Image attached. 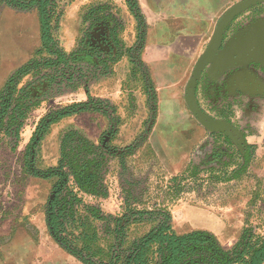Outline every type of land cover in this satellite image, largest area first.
Instances as JSON below:
<instances>
[{
    "label": "trees",
    "instance_id": "obj_1",
    "mask_svg": "<svg viewBox=\"0 0 264 264\" xmlns=\"http://www.w3.org/2000/svg\"><path fill=\"white\" fill-rule=\"evenodd\" d=\"M125 3L137 21V42L130 48L117 39L122 23L108 2L91 6L83 16L87 24L84 35L98 25H106L110 30L114 54L106 55L87 50L88 43L84 40L88 36L83 37L72 52L66 53L60 47L54 32L60 7L65 3L0 0L1 6L16 11H36L40 28L39 49L0 89V148L6 143L15 150L29 114L42 102L67 91L83 90L86 100L50 108L41 116L23 155L25 177L52 182L43 214L47 232L60 249L81 264H264V236L255 234L250 228L244 227L235 244L226 248L215 234L206 230L176 233L165 206L144 207L141 198L145 189L142 181L133 178L127 160L145 147L146 133L122 147L112 145L120 124L116 106L108 99L92 96L89 90L100 77L111 74L113 65L127 57L131 74L141 73L148 100L155 99L139 61L144 39L143 20L136 0H125ZM28 75L30 81L19 87ZM41 87L44 89L40 91ZM81 113H98L107 118L110 125L106 134L100 135L95 143L74 128L64 129L58 138L55 165L37 167L40 145L51 127ZM252 156L250 149L244 163L234 167L229 162L216 168H205L202 164L187 167L167 181L165 193L179 199L185 190L197 189L205 181L212 185L241 179L248 171ZM113 160L118 164V182L124 195L122 211L115 215L105 213L100 207L101 201L110 196L107 175ZM144 223L150 224V228L129 240V227Z\"/></svg>",
    "mask_w": 264,
    "mask_h": 264
},
{
    "label": "rangeland",
    "instance_id": "obj_2",
    "mask_svg": "<svg viewBox=\"0 0 264 264\" xmlns=\"http://www.w3.org/2000/svg\"><path fill=\"white\" fill-rule=\"evenodd\" d=\"M64 1L60 0L61 5L65 3ZM246 13L252 15V18L260 16L264 24V3H261L235 17L229 27L234 25L238 17L239 19L246 17ZM238 31H242V29ZM227 33L226 31V35ZM1 35L2 27L0 25V44L2 43L4 47L7 46L10 51H13L15 35L6 40V43H3ZM241 69L242 67L233 68L226 72L230 70L237 72ZM2 74L5 75V73ZM223 74L215 76V80L213 79L214 81L211 83L221 80ZM138 88L139 85L136 84L124 88L126 109L129 115V130L124 134L118 127L112 145L122 147L133 142L140 134L146 133L145 147L127 160V166L133 178L142 181V187L145 189L146 193L141 198L144 207L152 209L163 205L171 215L172 228L176 233L207 230L215 234L226 247L230 241L239 237L244 227L252 229L257 235L264 236V102H261L259 112H255L258 115L254 117V111L249 110L243 103L242 96L238 94L240 92L234 88L230 87L228 95L221 96L217 94L218 91L213 90L214 93L209 94V91L203 93L200 89V104L196 99L200 109L210 118L228 122L242 134L243 130L248 136L251 135L249 141L255 142L256 146L260 147L259 160H255L254 163L252 160L248 171L241 180L239 178L227 183L212 185L205 181L201 187L185 190L181 198L175 199L172 194L165 193L167 181L174 176L171 162L165 160L164 157H156L148 145L151 136L148 129H151L150 119L152 117L146 118L147 116H145L142 121L132 115H137L140 112L138 104L140 91ZM89 90L92 91L91 88ZM145 108L147 110L149 108L146 107V103ZM36 119L31 112L15 150H12L6 143H3L0 148V264H81L56 245L45 227L43 206L52 182L25 177L23 174L25 151L23 146L29 137V131L35 127ZM94 119L96 118H89L90 131H87L85 135L93 137L98 135L99 131H101L100 135H105L109 124L104 129H101L99 125L94 127L96 125ZM191 119L197 127L203 129L192 116ZM71 128L84 134L81 126ZM63 130L59 125L51 127L49 135L40 145L36 161L37 167L55 165L58 157V138ZM205 132L207 133V131ZM207 135L204 134L198 143L193 145L186 160L182 163V170L198 164H202L205 168L221 167L223 163L227 162L231 163L232 167L237 164L236 154H226V151L224 154L226 145L230 146L229 150L236 153V145L232 144L229 139V141L221 140L218 144L213 145ZM212 146L215 148L212 149ZM215 149L218 150V156L212 154ZM159 150L163 152L160 147ZM229 168L232 169L231 166ZM118 173V164L113 160L107 175L110 196L100 203V207L105 213L113 215L119 214L123 207L124 195L119 186ZM200 175L203 178L206 177L203 174ZM190 183L188 186L192 185ZM149 228L150 224L147 223L130 226L127 233L129 240L140 236Z\"/></svg>",
    "mask_w": 264,
    "mask_h": 264
},
{
    "label": "crops",
    "instance_id": "obj_3",
    "mask_svg": "<svg viewBox=\"0 0 264 264\" xmlns=\"http://www.w3.org/2000/svg\"><path fill=\"white\" fill-rule=\"evenodd\" d=\"M136 1L143 20L142 32L144 36L139 61L146 72L155 99L154 101L148 100L141 73L131 74V65L127 57H123L113 65L110 75L100 77L97 82H94L90 94L94 97L108 99L116 106V116L120 119V126L118 125V127L120 132L126 134L129 130V115L126 109L124 88L132 84L139 85L138 104L140 112L137 115H132L142 121L145 116H147L146 118L148 116L152 117L150 119V125L152 126L151 129H148L151 134L148 145L154 151L156 157H164L165 160L171 162L173 175L176 176L184 170H182V163L186 160L188 152L204 134H208L207 136L212 140L213 145L227 139L221 134L206 133L192 122L191 115L184 102V88L198 57L208 45L219 17L226 9L240 0ZM64 2V6L60 7V16L54 32V36L64 52H72L83 38L87 26L83 22L85 12L91 6L104 2L110 4L112 12L122 23L117 39L126 48L134 46L137 42V21L129 12L125 0L112 2L110 0H69ZM245 15L244 18L239 19L238 17L234 25L228 27L227 32H232L237 24L253 19L252 15L248 13ZM0 25L2 27L3 43H6L9 38H13L14 35L15 38L17 37L16 39L13 38V51H10L7 46L4 47L2 43L0 44V89H2L7 78L26 63L39 49L40 28L36 11L21 12L1 5ZM92 34L94 43L95 41H101L100 32H96L94 29ZM234 34L229 38L233 37ZM2 73H5V75L3 76ZM213 76L210 72L207 75H202L196 88V99H198L199 104L200 89L203 93L204 91H209V94L214 93V83H211L215 80H213ZM30 79V75L24 77L19 87L25 85ZM42 89L44 88L41 87L40 91ZM84 100H86V94L83 90L75 93L67 91L60 95L51 96L48 100L42 102L38 109L32 111V116L37 118V123L50 108ZM145 103L146 107H149L148 110L145 108ZM152 108L153 111H151ZM149 111H151V114H149ZM90 117L96 118L94 119L96 122L94 127L99 125L101 129H104L109 124L108 119L98 113H81L65 118L54 126L59 125L62 129L81 126L85 135L87 131H90ZM34 129L35 127L29 131L30 134L24 143V149ZM100 132L98 135L88 136V138L96 143L101 134ZM250 137L251 135L248 136L243 132L244 145L247 146L245 153L243 149L240 151L238 148L235 149L236 153L233 151L228 152V154H236L237 163L243 164L245 157L248 155V150L252 149L253 156L249 161L248 169L252 160L253 163L255 160H259L258 155L260 152V147L256 146L255 142L249 141ZM159 147L162 148L163 152L159 150ZM213 148L215 146H212ZM214 152L215 150L212 151V154ZM237 239L230 241L229 244L227 243V247L224 243H221L224 247L230 248Z\"/></svg>",
    "mask_w": 264,
    "mask_h": 264
},
{
    "label": "water",
    "instance_id": "obj_4",
    "mask_svg": "<svg viewBox=\"0 0 264 264\" xmlns=\"http://www.w3.org/2000/svg\"><path fill=\"white\" fill-rule=\"evenodd\" d=\"M264 0H240L219 17L206 49L198 57L190 77L184 88V102L190 115L210 134H221L242 151L244 147L243 134L223 120L212 119L199 107L196 100V88L202 75L208 72L214 76H221L228 69L245 68L250 64H257L254 60H264V32L262 28L257 33L242 30L233 37L225 39L226 31L235 17Z\"/></svg>",
    "mask_w": 264,
    "mask_h": 264
},
{
    "label": "flooded vegetation",
    "instance_id": "obj_5",
    "mask_svg": "<svg viewBox=\"0 0 264 264\" xmlns=\"http://www.w3.org/2000/svg\"><path fill=\"white\" fill-rule=\"evenodd\" d=\"M263 25L264 24L262 23L260 16L253 17V19L248 20L247 22L237 24L232 32L230 31L227 33L225 38L229 39V37L239 29L248 31L253 34L257 33V29H260V27ZM94 29L96 32H100V42L95 41L94 43L93 41L94 37L92 32ZM262 31L264 32V30ZM86 36H88V38H85L84 43H88L87 50L106 55L114 54L113 50L111 49L112 37L110 35V30H108V27L106 25H98L97 27L88 30L87 34H85L83 37ZM254 60L257 62V64H250L245 69L242 68L237 72L231 70L226 73L224 72L223 77L220 78L221 80L213 84V89L214 91H218L217 94H219L220 96L228 95L230 87L234 88L236 91H239L240 93L238 94L242 96L243 103L247 105L250 111H254V114L256 115L257 113L255 112H259V106L261 102H264V60L262 61L258 57ZM212 78L215 79V76H213ZM242 132L245 131L242 130ZM227 140L228 139H226V141ZM225 147L226 149H224V154L225 151L227 154L229 151H231L229 150L230 146L226 145ZM243 150L245 153L247 150V146L244 145ZM213 154L215 156H218V150L215 149V152Z\"/></svg>",
    "mask_w": 264,
    "mask_h": 264
}]
</instances>
